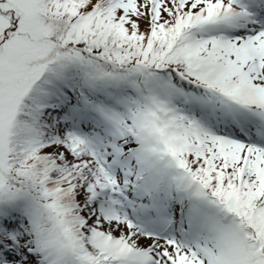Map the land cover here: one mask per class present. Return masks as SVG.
<instances>
[{
	"label": "snow or ice",
	"instance_id": "1",
	"mask_svg": "<svg viewBox=\"0 0 264 264\" xmlns=\"http://www.w3.org/2000/svg\"><path fill=\"white\" fill-rule=\"evenodd\" d=\"M0 264H264V0H0Z\"/></svg>",
	"mask_w": 264,
	"mask_h": 264
}]
</instances>
